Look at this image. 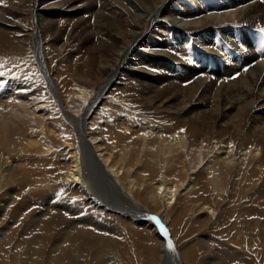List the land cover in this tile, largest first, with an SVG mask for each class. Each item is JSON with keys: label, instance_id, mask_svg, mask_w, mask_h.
<instances>
[{"label": "bare ground", "instance_id": "6f19581e", "mask_svg": "<svg viewBox=\"0 0 264 264\" xmlns=\"http://www.w3.org/2000/svg\"><path fill=\"white\" fill-rule=\"evenodd\" d=\"M253 26L257 0H0V264H264Z\"/></svg>", "mask_w": 264, "mask_h": 264}, {"label": "rangeland", "instance_id": "374dc122", "mask_svg": "<svg viewBox=\"0 0 264 264\" xmlns=\"http://www.w3.org/2000/svg\"><path fill=\"white\" fill-rule=\"evenodd\" d=\"M213 12H215V11H213ZM170 28H166L165 29V31H166V36L168 35V32L170 33V30H169ZM245 32H248V30L246 29L245 30ZM246 38H248V36L246 37ZM54 61H55V59H54ZM64 78V77H63ZM60 80H61V78H60ZM63 84V83H62ZM63 86H65V84L63 85ZM29 89H31V88H29ZM29 93H30V91H28ZM60 195H61V193H60ZM64 196V195H63ZM65 197V196H64ZM64 197H62V198H64ZM263 208H264V205L263 206H260V209L261 210H263ZM213 221H215V220H213ZM136 241V240H135ZM131 245V244H130ZM137 246H135L134 245V243H133V246L131 245V249L132 250H130L129 251V254H131V255H133V257L134 258H136V262L139 264V263H141V264H145V262H142L143 260L141 259V257L140 256H138L139 255V252L140 253H142V250L143 249H140V248H136ZM131 252V253H130ZM139 258H140V260H139ZM144 258V257H143ZM139 261V262H138Z\"/></svg>", "mask_w": 264, "mask_h": 264}]
</instances>
